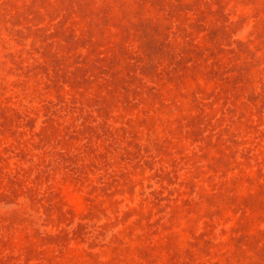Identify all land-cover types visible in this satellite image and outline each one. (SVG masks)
<instances>
[{
    "label": "rangeland",
    "instance_id": "374dc122",
    "mask_svg": "<svg viewBox=\"0 0 264 264\" xmlns=\"http://www.w3.org/2000/svg\"><path fill=\"white\" fill-rule=\"evenodd\" d=\"M0 264H264V0H0Z\"/></svg>",
    "mask_w": 264,
    "mask_h": 264
}]
</instances>
